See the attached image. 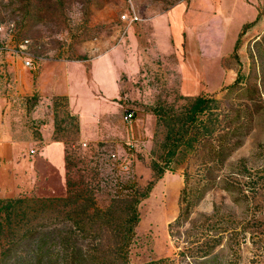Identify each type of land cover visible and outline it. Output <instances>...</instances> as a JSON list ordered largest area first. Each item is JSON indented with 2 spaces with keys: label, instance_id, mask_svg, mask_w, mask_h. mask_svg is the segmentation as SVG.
<instances>
[{
  "label": "rangeland",
  "instance_id": "rangeland-1",
  "mask_svg": "<svg viewBox=\"0 0 264 264\" xmlns=\"http://www.w3.org/2000/svg\"><path fill=\"white\" fill-rule=\"evenodd\" d=\"M131 3L141 21L130 26L122 20L130 0H0V97L11 124L61 141L67 152L65 190L41 196L35 188L17 197L25 203L0 211V264H39L36 240L24 234L57 227L41 200L81 195L106 209L118 195L143 191L159 169L163 177L139 204L129 264H264V0ZM260 13L263 22L242 33ZM25 41L39 66L28 79L48 73L42 94L21 89L24 65L13 51ZM201 94L215 102L184 126ZM129 110L135 117L126 123ZM221 141L229 151L213 159ZM24 147L29 156L35 146ZM25 170L28 189L35 182ZM55 171L65 184L63 167ZM187 174L198 187L188 215ZM210 239L216 245L202 258ZM57 254L45 264H64Z\"/></svg>",
  "mask_w": 264,
  "mask_h": 264
},
{
  "label": "trees",
  "instance_id": "trees-1",
  "mask_svg": "<svg viewBox=\"0 0 264 264\" xmlns=\"http://www.w3.org/2000/svg\"><path fill=\"white\" fill-rule=\"evenodd\" d=\"M254 24L255 22L246 24L242 33ZM262 38H264V35ZM239 47L240 39L235 44V50H238ZM235 85H237V82L229 88L233 89ZM213 102H215V99L208 97L206 94L197 96L188 107L187 116L183 119V125L191 126L197 121L199 115L211 108ZM232 132L229 131L228 134ZM183 134L180 136L181 140L185 136ZM171 146L173 148L167 153V160H170L171 156L176 153L178 147L176 140ZM237 146L238 144L231 146L230 150L233 151ZM228 151L227 144L221 141L219 145L213 148V159H224ZM163 174L164 170L159 169L156 178L143 191L133 190L128 194L118 195L106 209L97 207L91 199H84L81 195L74 199L45 198L46 200H41V213H44V215L48 213L45 218L55 220L57 227L51 232L47 230L46 225L42 224L25 232L24 238H33L37 242L38 263H48L47 254L56 250L58 252L57 255L61 256L64 264H129L131 246L137 235V227L140 223L139 204L150 195L155 183L163 177ZM199 181L201 182V179ZM191 183V176L187 174L182 191V199L187 202L184 210L187 215L192 205L191 199L195 197L198 191V187L192 186ZM125 188H128V185ZM226 190H228V187H226ZM19 203H25V200L20 198L0 200V206L6 204V206L0 207V211L2 208L9 209ZM61 203H63V207H61ZM27 209H30L29 206L25 208V211ZM22 217L23 219L27 218V213L23 211ZM40 219L43 221L44 217L41 216ZM180 222L181 216L176 220V225ZM216 241L215 239H210L200 247L198 252L202 258H206L211 254ZM211 242L214 243L213 246H209ZM10 243L12 245L7 249L8 251L13 247V240ZM207 263L209 262L207 261Z\"/></svg>",
  "mask_w": 264,
  "mask_h": 264
},
{
  "label": "crops",
  "instance_id": "crops-1",
  "mask_svg": "<svg viewBox=\"0 0 264 264\" xmlns=\"http://www.w3.org/2000/svg\"><path fill=\"white\" fill-rule=\"evenodd\" d=\"M261 14L262 13L258 15V19H255L252 22H258L257 25H259L260 22H263L261 20ZM26 70L25 67H18V72L22 77L21 89H24L23 92H26V96L28 95V92L32 93L34 91L42 94L45 85L44 79L48 74L47 71L45 72L46 74H38L35 76L34 80H29L28 76H33V73L31 70L29 73ZM33 85L36 87L33 88ZM7 100L8 99L4 96L0 97V136L3 139L2 146L0 147V200L21 197V195H24L35 188L36 190H40L39 192L41 196H44L45 193L49 192L50 194H56V190H65L67 186V152L66 147H64L63 153V148L61 147L64 143L61 141L54 142L45 137L36 139L33 135H27L28 133L25 128L24 130L15 129L10 120L12 118L10 104L6 106ZM28 144L35 147L30 148V155L26 156L24 146ZM40 150H42L43 155L41 159H38L37 156ZM57 153L59 155H56ZM30 164H32V166ZM25 165H29L33 170L31 177L35 182L33 185L30 182L31 187L28 189H25V179L27 176ZM56 166L63 167L65 184H62V180L61 184H57Z\"/></svg>",
  "mask_w": 264,
  "mask_h": 264
},
{
  "label": "built area",
  "instance_id": "built-area-1",
  "mask_svg": "<svg viewBox=\"0 0 264 264\" xmlns=\"http://www.w3.org/2000/svg\"><path fill=\"white\" fill-rule=\"evenodd\" d=\"M130 5H131L130 14L129 15H122V20L128 22L131 26L132 24L140 22L141 18L138 15L137 11L135 10L134 6L132 5L131 0H130ZM2 44H3V41L0 39V50H2V48H3ZM28 44H29V41H25V43L19 45V47L16 50H14L13 52H14L16 57L22 59L23 65L25 68H27L31 71L37 70V68L39 66L34 61V57L28 51V46H27ZM134 117H135L134 111L129 110L125 113L124 121L126 123H131L133 121Z\"/></svg>",
  "mask_w": 264,
  "mask_h": 264
}]
</instances>
